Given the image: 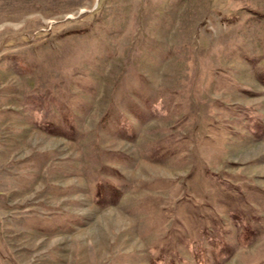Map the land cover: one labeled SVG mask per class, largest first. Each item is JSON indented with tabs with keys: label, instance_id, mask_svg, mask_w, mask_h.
I'll use <instances>...</instances> for the list:
<instances>
[{
	"label": "rangeland",
	"instance_id": "1",
	"mask_svg": "<svg viewBox=\"0 0 264 264\" xmlns=\"http://www.w3.org/2000/svg\"><path fill=\"white\" fill-rule=\"evenodd\" d=\"M0 264H264V0H0Z\"/></svg>",
	"mask_w": 264,
	"mask_h": 264
}]
</instances>
